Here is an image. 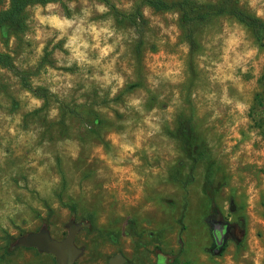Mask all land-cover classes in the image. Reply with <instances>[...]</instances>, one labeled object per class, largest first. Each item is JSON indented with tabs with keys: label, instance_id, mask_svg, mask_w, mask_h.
Segmentation results:
<instances>
[{
	"label": "clouds",
	"instance_id": "clouds-1",
	"mask_svg": "<svg viewBox=\"0 0 264 264\" xmlns=\"http://www.w3.org/2000/svg\"><path fill=\"white\" fill-rule=\"evenodd\" d=\"M10 6L11 0H7L3 10ZM113 6L123 14L121 20L141 6L147 25L140 16H136L135 25L118 24ZM236 6L264 22V0H237ZM25 11L31 15L24 20L27 30L22 33L19 55L14 35L7 47L0 42V54L11 57L21 72L39 69L40 78L29 75L30 87H23L19 77L0 67V84L8 85L7 91L0 90V229L15 234L13 222L18 225L29 218L33 208L46 211L43 200L58 207L55 193L65 179L61 169L80 159L78 148L65 150V141L42 139L43 125L29 120L26 126L25 116L43 110L46 102L36 94L38 88H46L50 98L48 109L41 111L49 122H58L62 104L77 110L91 106L108 113L114 127L104 137L107 149L96 148L105 153L99 160L111 173L132 183H158L156 161L161 156L169 167L181 161L184 154L165 129L172 130L174 118L188 109L189 100L196 108V117L206 119L210 129L231 118L230 125L226 124L230 128L229 144L236 147L242 142L235 154L225 149L231 160L243 153L246 164L264 167V136L258 129L244 127L243 134L239 131L248 122L245 114L251 109L244 96L243 77L251 73L254 79L259 78L264 53L239 19L209 25L193 51L187 40L178 44L180 13H165L170 22L166 27L152 19L150 5L143 0H35L25 6ZM157 28L168 37L158 46L167 43L175 51L160 52L145 76L144 86L129 91L128 86L138 79L131 47L141 39V33L149 41L151 31ZM46 55L52 62L41 67ZM153 97L155 102L150 107ZM14 100L18 104L15 110ZM93 100L108 103L93 104ZM74 190L79 188L74 186ZM254 264H260L259 255Z\"/></svg>",
	"mask_w": 264,
	"mask_h": 264
},
{
	"label": "rangeland",
	"instance_id": "rangeland-1",
	"mask_svg": "<svg viewBox=\"0 0 264 264\" xmlns=\"http://www.w3.org/2000/svg\"><path fill=\"white\" fill-rule=\"evenodd\" d=\"M233 1L237 4V0ZM6 3L7 0H0V7ZM167 12L179 11L151 9L152 19L162 21L167 27L170 23L165 17ZM26 14L27 18L31 15L30 12ZM232 19L228 15L212 17L201 24L194 32L196 44L193 51L198 47L197 39L209 25ZM147 23L146 20L145 25ZM178 27L179 44L186 37L180 20ZM248 31L250 39L264 53V40L257 41L249 27ZM22 33L11 34L8 38L0 35V42L7 47L9 38L14 35L19 55ZM141 38V46L137 41L131 47L138 79L128 86L129 91L144 86L145 76L150 72L151 65L157 62L160 52L169 54L175 51L167 43L158 46L160 40L168 39L159 28L151 31L149 41H145L143 33ZM0 59V67L16 76L12 58L0 54ZM51 62L46 55L41 67L43 63ZM31 75L39 79V69ZM243 83L244 96L248 97L251 109L245 114L248 122L242 124L239 131L243 134L244 127L258 129L259 134L264 136V62L259 64V78L254 79L249 73L243 77ZM7 89V84H0V90ZM231 91L235 93V88ZM154 102L155 97L149 106ZM49 103L50 100L44 104L43 110L25 116L26 126L29 120L43 125L45 132L42 139L47 137L53 143L65 141V150L78 148L80 159L61 169L65 179L61 189L55 193L58 207L53 208L48 200H43L41 203L46 211L33 208L29 218L18 225L13 222L12 232L15 234L0 229V264H46L40 255L43 251L53 252L59 264H72L76 256L81 264H100V259L116 253L121 254V258L125 257L128 264H154L157 253L166 254L169 264H254L258 255L260 264H264V167L246 164L243 153L235 161L230 159L225 149L235 154L242 147V142L236 147L229 144L230 128L226 124L230 125V117H226L219 128L210 129L206 126V119L196 117L192 101H187L188 109L176 115L171 131L167 128L165 131L181 149L172 132L179 115H191L196 139L207 149L205 158L191 171L185 155L174 167H169L167 160L161 156L156 161L158 183H132L119 174L111 173L99 160V156L105 153L97 152L96 148L102 146L107 149L108 142L104 137L114 127L108 113L94 110L91 106H80L77 110L62 104L58 122H49L41 115V111L48 109ZM92 103L107 105L108 102L93 100ZM17 107L14 100L13 110ZM57 160L59 162V157ZM97 169L102 171L98 173ZM207 180H210L208 185ZM74 186L79 191L74 190ZM70 205L74 206V212L70 211ZM218 227L223 237L221 239L220 232L217 233L219 242H216L214 231L217 232ZM71 230H74L72 248L61 247V251L66 252L63 258L44 246L40 248L39 243L33 242L34 239H28L45 231L49 240L61 243ZM5 235L11 236L13 241L11 253L5 252Z\"/></svg>",
	"mask_w": 264,
	"mask_h": 264
},
{
	"label": "trees",
	"instance_id": "trees-1",
	"mask_svg": "<svg viewBox=\"0 0 264 264\" xmlns=\"http://www.w3.org/2000/svg\"><path fill=\"white\" fill-rule=\"evenodd\" d=\"M35 0H11V6L8 11H4L0 7V35L1 37L8 38L11 34L22 33L27 29L24 20L27 19L25 6L34 3ZM43 2V0H42ZM144 4L150 5L154 11H169L176 9L180 12V22L185 30L186 40L195 46L194 32L204 22L212 17L231 16L239 19L240 22L245 24L252 30V33L257 41L264 40V22L250 17L246 12L241 11L233 0H219L217 3L207 2L200 4L197 0H143ZM141 6H137L136 12L125 19H119L123 14L116 11L113 6V11L116 12L117 23L127 24L129 26L136 24V16H140L144 24L146 19L142 16ZM142 45V38L138 41V46ZM0 63L2 60L0 59ZM13 72L20 78L23 87H30L28 78L31 72H21L17 68ZM36 94L45 98V104L50 100L46 88H38ZM181 146L185 158L190 163L191 171L194 170L197 164L205 158L207 153L206 146L197 141L195 136V126L191 115L181 114L177 117L176 128L172 132ZM210 180H207V185ZM69 209L74 212V206L70 205ZM5 252L11 253V246L13 241L11 236L5 235Z\"/></svg>",
	"mask_w": 264,
	"mask_h": 264
},
{
	"label": "flooded vegetation",
	"instance_id": "flooded-vegetation-1",
	"mask_svg": "<svg viewBox=\"0 0 264 264\" xmlns=\"http://www.w3.org/2000/svg\"><path fill=\"white\" fill-rule=\"evenodd\" d=\"M219 232L221 235L220 238L222 239L223 232H222V230H220ZM214 237H215L216 242H219V236H217L216 231H214ZM40 255H41L42 259L46 261V264H59L57 256L53 252L43 251V252H41ZM120 255L121 254L116 253L113 256H110L108 258H102V259H100V264H128L127 259L125 257L121 258ZM79 261H80L79 257L76 256V257H74L72 264H81V262H79ZM67 264H69V263H67ZM154 264H169L168 257L164 253H157L156 254V260H155Z\"/></svg>",
	"mask_w": 264,
	"mask_h": 264
},
{
	"label": "water",
	"instance_id": "water-1",
	"mask_svg": "<svg viewBox=\"0 0 264 264\" xmlns=\"http://www.w3.org/2000/svg\"><path fill=\"white\" fill-rule=\"evenodd\" d=\"M232 207L233 206H231V208ZM73 232H74V230H71L70 235L66 239H64L63 242H61V243L54 241V240H49L47 233L45 231L39 233L38 235L29 236L28 239L29 238L34 239L33 242L35 244L39 243L40 248L44 246V248L46 247V248L50 249L51 251L56 252L61 258H63L62 256L65 255L66 252H62L61 251V250H63L62 248H64V247L72 248L71 241L73 238ZM35 239L37 240V242L35 241ZM61 263H63L62 260H61Z\"/></svg>",
	"mask_w": 264,
	"mask_h": 264
}]
</instances>
